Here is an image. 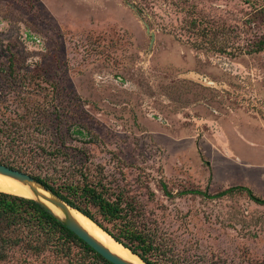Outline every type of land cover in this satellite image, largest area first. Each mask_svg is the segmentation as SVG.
I'll use <instances>...</instances> for the list:
<instances>
[{
    "label": "rangeland",
    "instance_id": "obj_1",
    "mask_svg": "<svg viewBox=\"0 0 264 264\" xmlns=\"http://www.w3.org/2000/svg\"><path fill=\"white\" fill-rule=\"evenodd\" d=\"M263 8L0 0V164L57 180L99 170L171 264H264V206L179 195L246 186L264 198ZM5 253L0 264H70Z\"/></svg>",
    "mask_w": 264,
    "mask_h": 264
},
{
    "label": "trees",
    "instance_id": "obj_2",
    "mask_svg": "<svg viewBox=\"0 0 264 264\" xmlns=\"http://www.w3.org/2000/svg\"><path fill=\"white\" fill-rule=\"evenodd\" d=\"M261 52H264V40L252 51ZM86 172L75 170L62 181L51 177L35 178L146 263L171 264L164 258L166 251L156 243L146 226L139 224L142 218L139 204L124 192H115L99 170L96 175L91 170ZM162 189L166 196L173 197L167 185L163 184ZM179 195L207 199L245 195L264 206V198L246 186L229 187L213 195L200 189L185 190ZM15 248L35 255L52 251L58 258H67L70 264H112L36 201L0 191V259L6 257V250L11 252Z\"/></svg>",
    "mask_w": 264,
    "mask_h": 264
},
{
    "label": "water",
    "instance_id": "obj_3",
    "mask_svg": "<svg viewBox=\"0 0 264 264\" xmlns=\"http://www.w3.org/2000/svg\"><path fill=\"white\" fill-rule=\"evenodd\" d=\"M0 174L13 178L19 181L20 183H22L23 185L27 186L35 196V198H32V200L36 201L38 204L43 206L59 222H61L66 228H68L74 234H76L80 239H82L86 244H88L91 248H93L98 254L104 257L107 261H109L112 264H133L131 262L124 260L120 256L114 254L102 243H100L93 236H91L72 216L71 211L75 210L80 214L82 213L77 209L73 208L71 205H69L65 200H63L60 196L54 193L51 189H48L35 177L3 164H0ZM42 199L47 201L57 210H59L62 215H58L57 213H55L54 210L48 204H46ZM82 215L85 216L84 214ZM133 254L136 255L135 253ZM139 259L141 260L142 264H149L143 261L140 257Z\"/></svg>",
    "mask_w": 264,
    "mask_h": 264
},
{
    "label": "bare ground",
    "instance_id": "obj_4",
    "mask_svg": "<svg viewBox=\"0 0 264 264\" xmlns=\"http://www.w3.org/2000/svg\"><path fill=\"white\" fill-rule=\"evenodd\" d=\"M0 191L27 199L35 198L34 194L27 186L23 185L22 183L13 178L1 174ZM43 201L48 204L54 210L55 213H57L58 215H62L59 210H57L47 201ZM71 214L91 236H93L96 240L102 243L114 254L133 264H142L138 255H134L129 248H126L124 245L117 242V240H115L110 234H108L105 230L99 227L91 219L83 216L75 210H72Z\"/></svg>",
    "mask_w": 264,
    "mask_h": 264
}]
</instances>
